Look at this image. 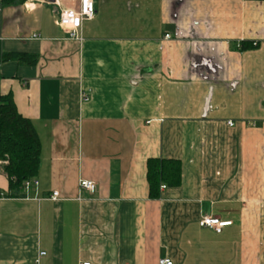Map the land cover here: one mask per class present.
I'll return each instance as SVG.
<instances>
[{"label": "crops", "instance_id": "crops-1", "mask_svg": "<svg viewBox=\"0 0 264 264\" xmlns=\"http://www.w3.org/2000/svg\"><path fill=\"white\" fill-rule=\"evenodd\" d=\"M93 1L74 40L80 0H0L2 51L38 56L1 63L0 92L41 143L38 188L0 201V264H264V2ZM150 159L181 164L158 199Z\"/></svg>", "mask_w": 264, "mask_h": 264}, {"label": "trees", "instance_id": "trees-1", "mask_svg": "<svg viewBox=\"0 0 264 264\" xmlns=\"http://www.w3.org/2000/svg\"><path fill=\"white\" fill-rule=\"evenodd\" d=\"M26 0H2V6L24 3ZM264 2V0H247ZM17 62L36 66L38 56L24 53H4L0 43V64ZM0 162L8 180L10 198L25 197L24 184L36 179L41 163V143L31 120L20 115L12 95L0 92ZM150 198L160 197L162 185L175 188L181 182V164L174 159H150L147 164Z\"/></svg>", "mask_w": 264, "mask_h": 264}, {"label": "built area", "instance_id": "built-area-1", "mask_svg": "<svg viewBox=\"0 0 264 264\" xmlns=\"http://www.w3.org/2000/svg\"><path fill=\"white\" fill-rule=\"evenodd\" d=\"M95 13H96V9L93 0H80L79 8L77 11H63L60 13L59 24L61 28L69 34V37L71 39L81 40L80 31L82 29L83 22L92 20L95 16ZM165 39L169 40L170 36L166 35ZM254 46H256V44H254ZM81 98L83 102H87L90 99L89 94H85V93L82 94ZM228 125L233 126V123L229 122ZM3 164L5 163L0 162L1 166ZM38 186H39V181L37 179L26 181L24 184L23 191L26 194V196H29L30 192L33 189L38 188ZM80 187L90 192H93L95 189L94 183L84 180L80 182ZM161 189H166V186H162ZM58 197H59L58 192H54L52 194L51 199L53 201H56ZM6 198H8L7 194L0 191V201ZM231 223L232 222L230 221H220L218 218L212 216H205L199 221L200 227L215 229L217 232H220L222 228L226 226H230ZM44 256H46V253L40 252L32 264H40L41 262L40 260ZM80 264H91V263L82 262ZM159 264H174V263L170 259H161L159 261Z\"/></svg>", "mask_w": 264, "mask_h": 264}]
</instances>
